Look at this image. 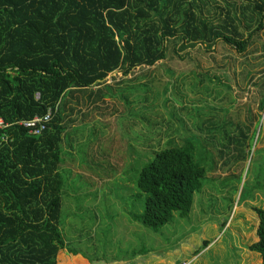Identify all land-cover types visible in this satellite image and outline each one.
I'll use <instances>...</instances> for the list:
<instances>
[{"label": "trees", "instance_id": "trees-1", "mask_svg": "<svg viewBox=\"0 0 264 264\" xmlns=\"http://www.w3.org/2000/svg\"><path fill=\"white\" fill-rule=\"evenodd\" d=\"M256 22L260 27L251 38L264 28V0H0V118L10 124L0 135V264H61L60 253L69 262L108 264L70 249L61 231L68 98L88 93L91 104L104 105L118 96L131 106L135 103L107 85L110 75L150 71L167 60L171 44L176 53L197 45L211 49L219 41L245 51L249 40L242 27ZM149 85L155 88L149 81L147 96L137 102L143 113L151 103ZM50 109L54 119L42 136L17 124ZM142 122L152 129L157 125L147 114ZM247 129L238 126L239 134L228 137L234 150L248 143ZM206 173L188 144L170 142L139 173L145 212L130 217L153 233L172 223L176 212L188 219ZM246 190L247 185L240 201L247 200ZM256 212L260 241L251 250L264 262V209Z\"/></svg>", "mask_w": 264, "mask_h": 264}, {"label": "rangeland", "instance_id": "rangeland-1", "mask_svg": "<svg viewBox=\"0 0 264 264\" xmlns=\"http://www.w3.org/2000/svg\"><path fill=\"white\" fill-rule=\"evenodd\" d=\"M246 15L249 21L252 14ZM245 24V51L219 41L211 49L197 45L176 53L171 44L167 60L150 71L110 75L107 85L131 106L118 96L104 105L91 104L88 93L68 98L70 133L60 173L61 231L70 249L108 264H264L251 250L260 241L256 208L264 209V28L251 38L260 23ZM149 81L156 89L149 85L151 103L143 113L137 102L147 96ZM146 114L157 124L153 129L142 122ZM238 126L248 127L249 141L234 150L228 137L239 134ZM172 141L188 144L207 173L189 218L176 212L153 233L130 217L146 207L137 181ZM246 185L247 200L240 201ZM143 248L150 251L131 257ZM68 260L60 253L61 264H78Z\"/></svg>", "mask_w": 264, "mask_h": 264}, {"label": "built area", "instance_id": "built-area-1", "mask_svg": "<svg viewBox=\"0 0 264 264\" xmlns=\"http://www.w3.org/2000/svg\"><path fill=\"white\" fill-rule=\"evenodd\" d=\"M40 98V95L37 96ZM55 111L50 109L49 112L44 116H35L32 119L20 121L17 124L24 129L27 130V133L31 136H42L49 128L50 124L54 119ZM10 124L4 122L2 118H0V135L2 131L8 128ZM4 142H8V138L5 135L2 137Z\"/></svg>", "mask_w": 264, "mask_h": 264}]
</instances>
